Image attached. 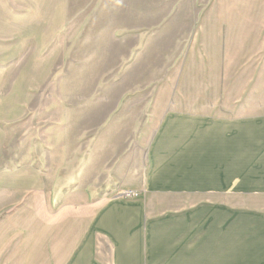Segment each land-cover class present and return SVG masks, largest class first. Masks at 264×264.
<instances>
[{
	"label": "rangeland",
	"instance_id": "obj_1",
	"mask_svg": "<svg viewBox=\"0 0 264 264\" xmlns=\"http://www.w3.org/2000/svg\"><path fill=\"white\" fill-rule=\"evenodd\" d=\"M257 106L264 0H0V264L33 263L56 181L143 196L168 111Z\"/></svg>",
	"mask_w": 264,
	"mask_h": 264
},
{
	"label": "crops",
	"instance_id": "obj_2",
	"mask_svg": "<svg viewBox=\"0 0 264 264\" xmlns=\"http://www.w3.org/2000/svg\"><path fill=\"white\" fill-rule=\"evenodd\" d=\"M145 176L140 197L53 183L32 264H264L263 109L168 111Z\"/></svg>",
	"mask_w": 264,
	"mask_h": 264
},
{
	"label": "water",
	"instance_id": "obj_3",
	"mask_svg": "<svg viewBox=\"0 0 264 264\" xmlns=\"http://www.w3.org/2000/svg\"><path fill=\"white\" fill-rule=\"evenodd\" d=\"M122 196H129V194H125V195H122ZM122 196H120V197H122Z\"/></svg>",
	"mask_w": 264,
	"mask_h": 264
}]
</instances>
